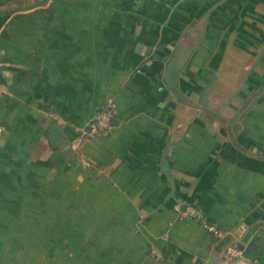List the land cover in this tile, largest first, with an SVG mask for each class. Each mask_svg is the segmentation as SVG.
<instances>
[{
    "label": "crops",
    "instance_id": "1",
    "mask_svg": "<svg viewBox=\"0 0 264 264\" xmlns=\"http://www.w3.org/2000/svg\"><path fill=\"white\" fill-rule=\"evenodd\" d=\"M0 264H264V0H0Z\"/></svg>",
    "mask_w": 264,
    "mask_h": 264
},
{
    "label": "built area",
    "instance_id": "2",
    "mask_svg": "<svg viewBox=\"0 0 264 264\" xmlns=\"http://www.w3.org/2000/svg\"><path fill=\"white\" fill-rule=\"evenodd\" d=\"M114 105V99L112 97H108L104 106L90 116L89 120L86 122V125L79 127L76 138L71 142V147L76 150L83 165H88V161L81 153L85 141L88 139L90 134L97 132H107L110 129V120L113 115L112 109ZM180 216L199 220V222L207 231L218 238L230 235L232 232L230 229H220L216 223L207 220L192 203L186 204L180 210ZM237 242L238 241H232L225 247L224 254L230 260H234L243 255L244 249L240 248Z\"/></svg>",
    "mask_w": 264,
    "mask_h": 264
},
{
    "label": "water",
    "instance_id": "3",
    "mask_svg": "<svg viewBox=\"0 0 264 264\" xmlns=\"http://www.w3.org/2000/svg\"><path fill=\"white\" fill-rule=\"evenodd\" d=\"M8 11L10 12V10H8ZM11 11H12V10H11ZM115 120H116L115 117H111L110 123H112V122L115 121ZM251 234H252L251 230H247V231H245V232L243 233L242 236H240V238H239V240H238V242H237V244H238V246H239L240 248H242V249H246V248H245V245H246V243L248 242L249 237L251 236Z\"/></svg>",
    "mask_w": 264,
    "mask_h": 264
}]
</instances>
